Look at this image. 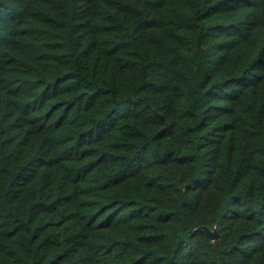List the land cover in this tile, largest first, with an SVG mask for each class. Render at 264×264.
<instances>
[{
	"label": "trees",
	"instance_id": "trees-1",
	"mask_svg": "<svg viewBox=\"0 0 264 264\" xmlns=\"http://www.w3.org/2000/svg\"><path fill=\"white\" fill-rule=\"evenodd\" d=\"M0 264H264V0H0Z\"/></svg>",
	"mask_w": 264,
	"mask_h": 264
},
{
	"label": "water",
	"instance_id": "water-1",
	"mask_svg": "<svg viewBox=\"0 0 264 264\" xmlns=\"http://www.w3.org/2000/svg\"><path fill=\"white\" fill-rule=\"evenodd\" d=\"M201 228H203L212 239H215V237L217 235V231L215 228L213 230H210V229H208V227H206L204 225L201 226Z\"/></svg>",
	"mask_w": 264,
	"mask_h": 264
}]
</instances>
